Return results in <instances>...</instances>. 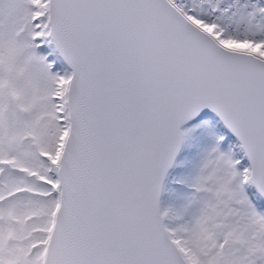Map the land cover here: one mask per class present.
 Masks as SVG:
<instances>
[{"label": "snow or ice", "instance_id": "obj_1", "mask_svg": "<svg viewBox=\"0 0 264 264\" xmlns=\"http://www.w3.org/2000/svg\"><path fill=\"white\" fill-rule=\"evenodd\" d=\"M0 264H264V0H0Z\"/></svg>", "mask_w": 264, "mask_h": 264}]
</instances>
